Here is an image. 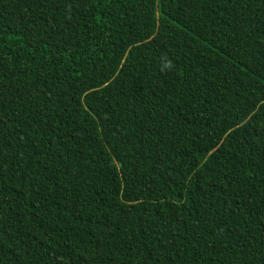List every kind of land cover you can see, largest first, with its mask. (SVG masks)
Here are the masks:
<instances>
[{
    "label": "trees",
    "instance_id": "trees-1",
    "mask_svg": "<svg viewBox=\"0 0 264 264\" xmlns=\"http://www.w3.org/2000/svg\"><path fill=\"white\" fill-rule=\"evenodd\" d=\"M0 264H264V0H0Z\"/></svg>",
    "mask_w": 264,
    "mask_h": 264
}]
</instances>
